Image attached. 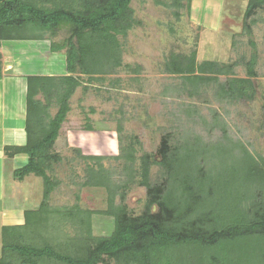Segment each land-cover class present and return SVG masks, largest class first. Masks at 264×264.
Here are the masks:
<instances>
[{"label":"trees","instance_id":"trees-1","mask_svg":"<svg viewBox=\"0 0 264 264\" xmlns=\"http://www.w3.org/2000/svg\"><path fill=\"white\" fill-rule=\"evenodd\" d=\"M171 1L181 7V0ZM130 3L131 0H0V44L49 39L50 50L63 51L66 59L65 76L25 78L26 140L22 146L3 149L9 159L25 158L24 165L14 171L18 181L29 175L42 179L39 212L47 211L49 196L58 185L48 172L53 163L61 161L54 146L71 112L70 100L78 88L86 92L90 83L103 82L105 75L120 66L117 37L124 36L132 26ZM253 8L254 12L264 11V0H250L246 19ZM255 23L252 20L245 24L247 33ZM61 28L68 30V36L61 43L52 41ZM248 43L254 52L245 63V79L227 78L225 83H219L220 77L233 75L244 57L229 64L199 62L195 50L188 55L170 54L164 72L180 76L189 95L213 83L221 99L251 100L257 56L255 43ZM2 79L0 53V83ZM84 117L90 129V118L85 113ZM214 124L217 126L216 121ZM220 130V141L224 143L210 146H202L200 139L191 135L178 139L171 148L164 136L157 156L143 155L138 171L132 167V145L120 147L116 158L124 161L123 168L112 174L100 163L101 157H82L98 167L96 170L93 164L86 165L82 185L106 191L108 205L104 214L112 217L111 234L94 236L91 217L95 212L84 211L78 204L56 211L58 215L48 213L57 217L58 224H70L75 230L73 237L61 233V229L43 232L42 218L27 212L21 224L1 228L0 264H264V162L252 157L241 142L228 137L224 127ZM153 165L165 178L161 185L151 183ZM136 175L146 195L144 210L138 216L132 215L125 201Z\"/></svg>","mask_w":264,"mask_h":264},{"label":"rangeland","instance_id":"rangeland-1","mask_svg":"<svg viewBox=\"0 0 264 264\" xmlns=\"http://www.w3.org/2000/svg\"><path fill=\"white\" fill-rule=\"evenodd\" d=\"M249 3L250 0H181V7L177 8L171 0H131L132 26L124 36L117 37L120 66L114 73L105 75L103 82L90 83L86 92L78 88L70 100L71 112L54 146L61 161L53 163L52 171L48 172L58 185L49 196L47 211L39 212L44 191L42 179L29 175L18 183L23 180L18 181L14 171L24 165L25 158L9 159L0 149V232L3 226H10L29 212V216L42 218L43 232L61 229V233L73 237L75 230L70 224H58L57 217L48 213L53 211L58 215L56 211L78 204L84 211L95 212L91 217L92 234L109 236L113 221L104 214L107 193L99 187L82 185L86 180V165L94 163L82 157H101L100 163L112 174L123 168L124 161L116 158L120 147L132 145L135 149L132 167L138 171L143 155L157 156L164 136L171 148L178 144V139L181 141L191 135L199 138L202 146H210L224 143L220 141V128L224 127L228 137L241 142L252 157L264 162V11L254 12L253 8L251 17L246 19ZM252 20L256 23L247 33L244 26ZM67 31L61 28L51 40L61 43L68 36ZM206 36L209 38L208 60L229 64L244 57L232 76L219 78L220 84L227 78H247L245 63L254 52L248 41L255 43L256 77L252 80L255 94L251 100L246 97L221 99L216 96L217 85L213 83L202 85L197 93L189 95L180 76L164 72L170 54L188 55L193 50L198 51L202 37L205 41ZM46 45L45 41L20 43L21 50L15 54V59H19L17 65L12 71L4 72L3 86L10 85L0 90V144L13 145L11 136L20 140V133L13 131L8 138L2 130L9 127L13 130L21 124V136L25 138L21 119L24 97L18 99L23 96V79L12 76L20 70L27 75L34 66L49 68L51 59L56 60V67L60 68L55 74L62 75L66 71L65 54L49 55ZM84 113L90 118V129ZM215 117L217 126L213 121ZM92 166L97 170L95 164ZM160 172L158 166H151L152 184H163L165 178ZM145 198V190L136 175L125 199L132 215L141 214ZM116 199L118 204L119 198Z\"/></svg>","mask_w":264,"mask_h":264},{"label":"crops","instance_id":"crops-1","mask_svg":"<svg viewBox=\"0 0 264 264\" xmlns=\"http://www.w3.org/2000/svg\"><path fill=\"white\" fill-rule=\"evenodd\" d=\"M204 39H205V41H203V37H202V39L200 41L201 45L197 51V60L198 61L208 60L209 38L206 36ZM44 41L47 42L46 48L48 47V49H47L48 54L51 55L54 52H52L50 50V45H49L48 39L43 40V41H6V42H2L0 44V53L2 55V60H3V65H4V67H3V78L6 76V75H4V72L8 73V72L12 71L15 68V65H17V63H18L19 59L18 58L15 59V54H17L18 50H21L19 48L20 43H23V42H44ZM15 60H17V61H15ZM8 61H9V63H8ZM50 62H51V65L49 68L46 67L43 69L39 66H34V67L30 68V70L31 69L32 70L27 75H26V72H23L22 70H20V71H17L18 73H15L12 76L14 78L18 77V78L23 79V96H20V98H18V99L21 100V98L24 97V104H25V78L26 77H28V76H65V75H67L66 71L62 75H60L61 73L59 75L55 74V72H59L60 68L56 67V60L52 61V59H51ZM65 68H66V59H65ZM39 70L43 71V73H39ZM4 81L2 79V81L0 83V90L1 89L3 90V88H5V87L9 88L10 84H8V86H6V85L3 86ZM2 90H1V92H2ZM24 115H25V105H24L23 114L21 117L22 121H24ZM23 124H24V122H23ZM21 125H18V127H15L13 130H11L10 127L2 130V132H4V136L8 137V138H10L9 133H11L13 131L16 133L18 132V134L20 133L19 134L20 140L19 139L17 140L16 136L15 137L11 136L12 140H14L15 143H13V145H9V146H17V145L22 146L25 143L26 137L23 140V138H22L23 135L21 136V134H22L21 133V127H20ZM24 135H25V130H24ZM14 144H17V145H14ZM0 145H1L0 149L2 148V150H3L4 147L7 146L8 144L4 145V143H1ZM24 181L25 180L18 182V183H22ZM11 217H12V215H11ZM23 218H24V213L22 214V218H18L19 221H15V223L11 224L10 226L21 224L23 222ZM18 219H16V220H18Z\"/></svg>","mask_w":264,"mask_h":264}]
</instances>
